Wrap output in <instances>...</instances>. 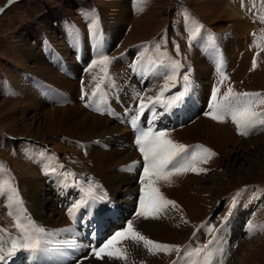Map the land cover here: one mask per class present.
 <instances>
[{
  "label": "rangeland",
  "instance_id": "374dc122",
  "mask_svg": "<svg viewBox=\"0 0 264 264\" xmlns=\"http://www.w3.org/2000/svg\"><path fill=\"white\" fill-rule=\"evenodd\" d=\"M122 1L123 0H11L10 2V0H0V162H4V166L8 170L7 175L0 174V182L8 179L10 176L13 179V182L15 179L21 180L23 191L25 192L26 196L31 191L30 182H27L30 174H27L24 171V169L29 168L30 164L29 162L25 163L26 161H24L21 157V154H23L25 150L31 149L29 146H24L22 144L27 140L36 142V147H39V150H36L38 155L35 156V158L30 157V159L33 160L31 165H34L37 171H39L40 176L44 171L45 160H51L53 163H62L65 166L64 170H70L71 172L75 173V179L88 175L91 176L89 178L102 185L104 189L106 188L109 190V188L100 181L99 176H96V172L93 171V166L89 162V158L85 157V149H89L90 146L89 141H87L88 146L84 148L83 152L81 151V144L84 143L83 140L64 135L58 136L55 133H50L48 135L45 133L34 134L30 131L33 126L32 117L35 112L32 110H27L25 104L28 97L31 96V94H29L30 89L34 86H32V84H26V87L21 88L20 83L22 82V78H24L23 72H31V70L34 69L35 60L38 59V54L44 44L45 35H47L48 38L57 34L59 37L58 40L63 42V39L61 40L60 38L62 36L59 33L60 31L54 33L60 28L57 25L60 18L69 20L70 23L80 27L85 33L86 22L88 19L85 18L84 14L87 12V9H89L93 15H97V9L100 13L103 12L101 13V16L104 19V22H106L107 30L110 35H115L116 38L111 42V47H109L110 45L108 43H105L102 53L113 58L111 64L109 65L108 71L110 74V70L117 72L119 69L121 73H118L119 75L116 76L115 79H119L121 82H125L128 79V76L125 77L124 74L127 73L125 71L130 69L129 64L132 62V60H129L131 59L129 57H131L132 54L142 50L138 49L137 46L147 44L148 42L155 41L156 43H159L161 50H166L172 58L177 54L176 45H179V53L184 60L188 57V54L190 61H194L195 58L198 57L197 52L194 49V41H192L190 44L189 40L187 39L189 33L188 24L185 20L186 12L190 13L191 16L195 18V20H198L196 15H199L203 21L219 30H228V32L229 30H232V35H228V40L233 41L232 47L239 54V59L241 58L239 61L241 62V66L245 68L246 73L248 72L247 74H251L249 70H247L248 66H250L248 64V58L252 52H249L250 46L244 47L242 51L238 50V48L241 45V40L243 38H247L251 27L254 28V23L250 22V28H243L242 26H239V24L243 22L244 18L243 20H237L234 18L229 19L227 14H224L227 12V4L229 0H145L143 11L135 13L132 12L134 1L132 2L133 4L131 6L128 0H124L126 5L122 4V7L120 8L123 12H125V8H127L125 15L126 17L123 16V18L121 17L122 15H120L121 12L118 11L119 14H116L115 12L117 4L119 5V3H122ZM237 1L240 2L241 0ZM260 2L261 0H255L256 4ZM236 6L241 7V5L237 3ZM237 7L236 9L241 13V15L242 13H245V11H243L244 6L241 7V11ZM261 7L262 4L260 3L257 5L256 9H260ZM106 8H108V10H105ZM207 10L211 11L208 13ZM251 13L255 15L253 9H251ZM103 14H106L107 16H104ZM108 16L111 17L109 18ZM244 17H247L246 14ZM249 17H247V20ZM251 30L253 31V29ZM106 36L108 37V35L105 33V37ZM228 40L225 43H227ZM143 41H147V43ZM187 47L189 52L187 51ZM150 51L152 56L155 57V49L150 48ZM117 57H125L121 68H123L122 66H125L127 70H125V68H119L116 66V64L114 65L113 70V64L118 62V60L116 61ZM46 58L49 60L48 57ZM179 58L180 57L178 56L177 59ZM71 59L73 60V58ZM255 71L256 73H259V75L252 79H250V76H248L249 78H242L243 80L246 79L244 83L248 86H246L247 88L254 89L253 87H255L257 90L264 89V63ZM91 74L94 75V71H92ZM37 75L42 76L41 73H37ZM191 76H194L192 71ZM46 77L47 78H45V80L53 82V75H46ZM78 78L80 79L81 75H79ZM10 81L16 84L18 91L11 87ZM82 85L85 92L90 91L87 87V82L85 79L83 84H80V82L79 84L76 83L74 97L73 95H70L74 99L71 102L72 104L75 102L81 104L80 99L78 98L80 97V93H82ZM105 88L108 91L112 90V87L110 88L107 84H105ZM138 91L140 90L138 89ZM201 97V99L198 98L193 100L194 102H200L201 105H197L196 108L194 107L191 112H188V109L185 107L184 111L182 112V118H176V120H173L171 124H173L175 121L184 122L186 121V118H192L193 112L199 113L206 109V104L208 103L207 99L209 97L208 100H210L211 96H208V93H202ZM46 99L52 103L51 105L60 107L65 106L57 105L59 103L56 104V102L50 100V98ZM190 101L191 99H189L188 102L186 100V106L189 108H191L192 105V103L190 104ZM95 115L101 116L98 113H95ZM114 120L121 123L120 119ZM144 124H146V121H144ZM4 132L13 135V140L10 139L5 142ZM262 135H264V130L259 132V134H249L247 137L239 135L238 138L240 140L245 138L243 147L240 149L235 148L234 146L229 147L230 150H236L235 153H232V155L238 159L233 160L232 162L231 158L229 165L232 166L233 163V165L239 170L242 169L240 173L238 170L233 176L230 177L229 174H227V162L225 161L223 163V160H221V152H217L216 157L212 161L210 159L207 165V173L198 174L203 178V187H205V190H208V193L205 194L207 198H204L205 201H203V204L206 205V215L203 214L201 217H191V222H193L195 226H198L200 221H205L207 215L211 213L215 207L216 210L214 213L216 214L220 213L222 210L223 212L226 211V201L229 197L226 199L225 197L234 189L251 183H256L258 186L255 187V192L259 194V198L255 201V204L254 199L252 198L251 206L245 205L235 207L230 221H233V219L237 218L239 222L238 228L237 226L232 228V224L229 225L228 223V225H225L224 227H219L218 230H220V228H223V230L227 229L225 232L226 234L231 228L234 230L238 229L237 235L240 236L239 233H243V231L247 228V219L252 221L253 224H255L257 221L258 225H264V192L260 191L264 190V138L262 140V137L264 136ZM68 142L72 145L68 144ZM191 146H193V144H191ZM207 147L211 149L210 146ZM135 149L137 151L136 146ZM73 154L74 156H77V159L73 156ZM138 154L140 156L139 152ZM258 159L262 165L259 169H257L256 172L251 171V169H249L251 165L250 163L256 162ZM58 167L61 168L60 166H56V168ZM204 168H206V166ZM31 169L32 168H30V170ZM60 170L63 172L62 168ZM245 173L250 174V176L252 175V179H249L250 181H247L245 178ZM87 178L84 177L83 179ZM83 179H79L78 181ZM44 183L47 188V197H52L50 194V189L56 191L57 187L52 184L49 179L44 180ZM82 183L86 182L83 181ZM220 188H226L228 192L225 194V196H223V198L217 200V198L214 196V192ZM74 191L75 189H72L70 192ZM137 193L138 192L136 191L134 195V201ZM70 197L72 198V193L70 194ZM109 197L111 199L110 204H112V206L108 204L104 206L99 205L98 209H107L109 212H115L114 214H119L118 212L122 214L130 212V210L132 211L136 206L134 202H130L128 204H119L113 200L112 196ZM117 197V200L119 201L121 199V194H119ZM61 198L64 197H57L56 202L58 203ZM78 198L79 197L76 199ZM113 205L116 207H113ZM47 206H51L50 203H47ZM186 206L188 209H190L189 205ZM32 209L33 205H30L29 202V207L27 209L28 211H26V213H30L29 215L34 221H38L39 219L37 218V214ZM81 212L82 215H86L87 213L84 209H81L80 213ZM78 214L79 212L77 213V217L79 216ZM105 216L107 215L105 214L98 216L92 212V218H100ZM8 218L10 217L8 216ZM70 221L72 220L70 219ZM37 223L41 224L45 229L50 230V227L47 225L41 222ZM209 223L215 224L217 222H206L207 225H209ZM7 225H9L7 221L3 222L0 219V228H4ZM202 228L206 230L205 226H202L199 228V230H203ZM76 229L79 231L77 227ZM211 237V234L207 235L205 238L206 240L203 242L212 240ZM215 238L216 246L220 239L219 237ZM222 238H224V236ZM179 242L180 241H176L175 243ZM163 255L167 256L166 254ZM224 255L226 258L224 259L223 264H264V228H259V231L254 238L248 239L247 237H243V235H241L238 245L234 246L230 250V253L224 251ZM170 258L171 257L166 259L164 264H168L171 260ZM217 258L219 259V253H217ZM21 259L22 257L18 259V262H22Z\"/></svg>",
  "mask_w": 264,
  "mask_h": 264
},
{
  "label": "snow or ice",
  "instance_id": "6c2138e0",
  "mask_svg": "<svg viewBox=\"0 0 264 264\" xmlns=\"http://www.w3.org/2000/svg\"><path fill=\"white\" fill-rule=\"evenodd\" d=\"M144 3L145 0H134L135 11H143ZM261 4L262 7L256 11L255 15L261 23H264V0H261ZM241 6L243 7V0H241ZM255 8L256 3L253 0V9ZM84 15L90 21L88 27L92 37L99 42L101 40V32L98 18L91 12H85ZM185 20L188 24V40L191 44L193 40L201 35V29L204 26L187 12L185 13ZM253 37L254 46L258 49L256 54L258 56L259 51L264 50V32L259 35L253 33ZM212 40L214 43V38ZM137 47L142 50L139 51L136 61L131 64L133 71L139 73L142 77L151 74L162 76L164 82L154 95H149L147 91L136 92L132 99L138 101V103L134 108L125 110L126 121L133 129L134 144L143 158L142 162H133V166L140 164L142 167V172L139 174V206L135 210V217L159 219L166 214L169 207L179 209L176 201L168 199L160 190V183L163 182L171 186L174 182V177L187 174L188 172L200 174L208 171V169L200 165L208 163L216 153L204 145L189 146L180 143L171 138V134L166 128L157 129L156 121L161 116L172 113L174 109L181 108L190 97L193 89V81L190 76L191 68L189 67L181 73L180 70L184 68V65L179 60L173 59L166 50L162 51L160 44L155 41ZM150 48L155 49V57L148 54ZM179 51V45H176V52L179 53ZM112 59L108 55L101 53L91 61L86 69L91 71V69L99 67V72L91 77L93 81H96L91 95L89 96L84 91L83 85L81 89V99L84 100L87 96L86 106L91 107L95 103L96 111H108V92L105 91L104 86L105 84L110 88L115 86L108 71ZM256 67L257 59L254 57L252 70ZM223 68L224 64L221 57L216 64L219 81L211 91L210 111L205 112L204 115L219 122L230 119L235 125L237 132L243 136L249 135L258 128H264V92H237L229 85L226 91L221 94V86L224 81L229 79ZM177 84H180V88L173 92L172 89L176 88ZM101 104H104L105 107L101 108ZM157 108L163 111L158 112ZM146 113L150 115L145 116ZM109 114L114 113L110 112ZM142 117H144L147 126H144ZM60 167L62 168L63 165H60ZM45 171L55 173L56 168L49 164ZM0 174H8V170L4 167V162H0ZM58 175L62 178L61 183L64 187L78 189L79 198L73 200L66 209L69 219L73 221V225L77 222V213L81 209H84L90 217L93 210H96L99 205L111 203L107 192L97 181L88 178L86 183L78 182L75 180L76 174L70 170L60 172ZM70 180L71 183H69ZM246 191L247 186L228 198L232 202L231 207L228 213L221 218V225L231 216L239 203V197ZM260 191L264 192V190ZM0 195L5 196L9 201V207L15 205L20 208V211L15 214L11 211L8 213L13 217V227L17 230V234L13 235L7 229L0 228V264H7L9 260L20 252L27 253L32 257L38 254L45 255L50 253L49 245L53 243L50 237L60 233H68L70 235L69 239L57 242L64 249L58 250L59 255L68 259H74L75 254L80 249L88 248L90 250L89 256L84 257L85 259L94 257L98 260H104L107 257L109 260H119L123 261L124 264H128L129 249L124 244V241H132L137 246H142L150 255L176 252L177 260L173 261V264H223L226 258L223 248L213 247L216 241L215 236H213V240L208 241V244L198 248L161 243L142 234L137 230L134 221L131 219L127 221L125 227L105 238L98 245H84L77 239L79 233L75 231L74 227L49 231L37 225L30 216L26 215V210L22 207L23 201L20 199L19 191L10 176L0 182ZM79 219L81 224H83L85 217L81 216ZM181 220L184 223H188L182 214ZM204 226H207V224L205 223ZM259 228H264V225H257L253 224L252 221H248L247 234L251 237L256 234ZM207 231L215 233L219 230L214 227H208ZM91 235L95 237V231ZM217 253H219V259L217 258ZM76 264H79V262H76ZM141 264H143V261H141Z\"/></svg>",
  "mask_w": 264,
  "mask_h": 264
},
{
  "label": "bare ground",
  "instance_id": "6f19581e",
  "mask_svg": "<svg viewBox=\"0 0 264 264\" xmlns=\"http://www.w3.org/2000/svg\"><path fill=\"white\" fill-rule=\"evenodd\" d=\"M133 1L134 0H128L131 6L133 4L132 3ZM122 4L126 5L124 0L122 1V3H119V5L117 4V8L115 9V12L116 14H119V12H121L120 15H122L121 17L123 18V16L126 15L127 8H125V12L121 11L120 8L122 7ZM227 5H228L227 12L224 14H227V17L229 19L234 18L237 20L239 19L243 20L244 18L243 22L239 24V26H242L243 28H250V24H251L250 19L247 20V17H244L243 15L244 13H242L243 15L242 16L241 13L236 8H234L229 4V2ZM105 10H108V8H106ZM209 11L211 10H207L208 13ZM103 15L105 16L106 14ZM108 17L110 18L111 16ZM104 26L107 29L106 22L104 23ZM57 31L61 32V29L59 28L54 33H56ZM251 31L252 30L250 29L247 38H243L241 40V45L238 48V50L242 51L244 47L250 46L249 44L252 40V37L250 36ZM111 37L113 39L116 38L115 35H111ZM48 38L51 41H53L59 48L63 49L64 51H67L64 42L58 40L59 37L57 34L52 35L51 37ZM232 45H233L232 40H228V42L225 43V50L229 59L228 68L226 71H224L226 76L228 78L233 76L237 80H241L242 78L245 77L249 78L248 76H250V79L257 77L259 73H256V71L250 72L251 73L250 75L247 74L248 72L246 73L245 68L242 67L241 62H239L241 58L239 59L240 56L236 52V50L232 47ZM60 54L61 52L55 53V57L56 56L59 57ZM65 54L67 55V57H69V63L71 65L70 78L59 74L55 70V68L51 65L52 55L51 56L46 55V57L49 58L48 60L46 57L43 56L41 50L38 54V59L35 60L34 69L31 70V72L34 74L41 73L42 76L40 75L39 76L43 77L44 79L47 78L46 75H50V76L53 75V82L56 85H58L64 93L70 91V95L71 96L73 95L74 97L75 85L76 83L77 84L79 83L77 79L74 80V78L72 77L74 71L73 68L76 71H79L80 68L78 64L75 62V60L71 59L72 57L69 56L68 52H66ZM251 55L252 52L248 58L249 65L251 63ZM122 63L123 62L118 59L116 66L121 68ZM117 73H121L119 69L117 70ZM192 74L194 75L193 89L190 94V97L187 99V102L189 101V99H191L190 101V104L192 103L191 108L187 107L185 102L184 103L185 106L183 105L181 108L173 110L174 112L178 111L182 113L185 107L186 109H188V112L189 111L191 112V110H193L194 107L196 108L197 105H201L200 102H194L193 100L198 98L201 99L202 93L205 94L208 93V96H211L212 85L209 86V84L211 83V78H212V67L205 60V58L201 56L195 58ZM124 75L125 77L127 76L129 77L128 72L125 73ZM135 75L141 76L137 72ZM145 78L148 84H150L151 86H156L159 76L155 74H151L146 76ZM35 80H37V76H35ZM26 84L27 83L22 80V82L20 83V87L21 88L26 87L25 86ZM36 87L39 89V91L35 87H32L29 92L31 96L28 97L25 104L27 110H32L35 112V114L32 117L33 126L30 129V131L34 134L45 133L48 135L50 133L53 134L55 133L58 136L64 135V136L77 138L86 142L89 141L90 146L89 149L88 148L85 149L86 150L85 157L89 158V162L92 164L93 171L96 172V176H99L100 181L109 188L108 191L111 194L110 196H112L113 200H115L119 204L121 203L128 204L130 202H134L136 205L132 211L130 210V212L122 213V214H120V212H118L119 214H114L115 212H109L107 211V209L97 208L96 210H93V212L96 215L101 216L105 214L107 215L108 213L110 217H113L114 220L118 222V224L114 223L115 226L114 230L116 231H119L123 227H125L127 221L131 219L134 221L137 230H139L142 234L146 235L150 239H161L165 241L183 242L187 240L188 237L189 238L192 237L194 238L193 241H196L199 245L206 240L205 238L207 237V234L204 228H202L203 230L200 229L198 233L195 235L196 239L195 236H192L191 234L192 231L195 228H197V226H195L193 222H191V217L192 216L201 217L203 216V214L206 213V205L203 204V201H205L204 198H207L205 194L208 193V190L204 189L205 187H203V178L200 175L193 172H188L187 174L174 177L173 178L174 182L171 184V186L163 182L160 183L159 185L160 190L164 193V195L168 199L176 201L177 205H179V209H173L169 207V209L166 211V214L162 215L161 218L159 219L136 218L135 210L139 206V201H138V193H139L138 190L140 188L139 174L141 173L142 167L140 164H136L135 166H133V162H137V161L142 162V160L138 154L139 152L138 148H137L138 152L135 149L133 129L130 127V125L126 122L125 119L121 120V123H119L116 120H111L107 117H101L99 115H95V113L93 114L91 113V111H89L88 107L78 102L63 107L51 105L52 103L49 104L45 99H43V97H49L50 87H48L45 84H37ZM253 88L256 89L255 87ZM138 89H139L138 85L137 84L135 85V80H134V85L129 90L130 93L128 97V102L130 104L134 103L132 97L136 92H138ZM148 94L153 95L152 92H149ZM59 97L60 95L58 94H52V97L50 98H59ZM208 99H207L208 103L206 104V106H209L211 102V98L210 100ZM101 106L102 108L105 107V105H101ZM205 110L206 109H204L203 111ZM203 111L201 114L197 116L193 117L192 115L193 117L192 119L186 118V121L184 122H178V121L173 122V124H171L169 129L167 130L170 132L171 138L180 143H183L185 145L193 144V146L195 145H204L206 147L210 146L211 149L216 153V155L217 152H221L222 154L221 160H223V163L225 161L227 162L228 165L227 174H229V176L231 177L239 169L235 167L233 163L232 166L229 165L231 158H232V162L233 160H238L236 159V157H234V155H232V153H235L236 150L233 149L230 150L229 147L234 146L235 148H239V149L242 148L245 142V138H242V140L238 138L240 134L239 133H238L239 135L237 134L235 125L231 122L230 119H226L224 122H219L217 120H213L209 116L204 115ZM171 114L174 115L173 112ZM173 120H176V118H174ZM144 126L147 125L144 124ZM159 127L165 128L163 126H159ZM263 138L264 137H262V140ZM208 163L202 164L200 166L203 168L206 166V169H208L207 168ZM49 164L53 166L49 160H45L44 171L43 172L41 171L42 172L41 176L39 175V171H37L34 165L32 166L30 164L28 169H24V168L23 169L27 174L28 173L30 174V177L27 180V182H30L31 191L26 197L30 202V205H33L32 210L35 211V213L37 214V218L39 220L36 221L41 222L47 225L48 227H50L49 231H54L57 229H63L62 226L60 225H63L67 222L63 212L59 209L60 207L59 203L56 202L57 197L58 198L64 197L61 198V201L66 202L68 201V199L75 200L77 197H79V195H78V190L76 188L63 186V184L61 183L62 178L58 175L60 172H62L60 170L61 168L59 167L56 168V166H53L56 168L55 173L45 171V169L47 168L46 166H49ZM250 164L251 165L249 169L255 172L262 165L259 159L256 162H252ZM30 168L32 169L30 170ZM139 169H140V173H139ZM241 170L242 169L239 170V173ZM244 176L247 179V181H250L249 179H252V175L250 176V174L245 173ZM48 179L52 182V184H54L57 187L56 189L57 192L55 190L50 189L51 190L50 194L52 195V197L49 198L47 197L46 194L47 188L44 183V180H48ZM72 189H75V191L70 192ZM136 191L138 193L136 194L134 201V195ZM227 192L228 191L226 190V188H220L218 190H215L214 196L217 198V200H220L221 198H223V196H225ZM71 193H72V198L70 197ZM119 194H121V199L118 201L117 196ZM47 203H50L51 206L48 207ZM24 204L25 203H23V205ZM7 205L9 206L8 200H7ZM108 205L112 206V204H108ZM186 205H189L190 209H188ZM113 207L116 206L113 205ZM10 208L13 209V211L16 210L14 211L15 213L20 211V208L15 205ZM23 209L28 211L27 208L25 207H23ZM104 210H106V212H104ZM181 214L188 221V223L182 222ZM78 215L79 216L77 222L73 225V221H70L69 219L68 224L65 226V228L74 227L76 232L78 233L80 232L77 239L81 240L83 242L82 244L84 245L88 244V241L85 239V236L87 235L88 231L91 233L95 231L96 236L93 237L91 235V239L92 242L96 244L99 241L102 242L105 238L110 236L107 230L110 229L111 226H107L109 221L107 219V216L100 218H92V214L89 217L88 215L86 216L84 214L82 215V212L81 213L79 212ZM120 215L122 216V218ZM81 216L85 217V221L83 222V224H81L79 219ZM87 224L90 225V228L81 227V226H86ZM231 224H232V228L235 226H237L238 228L239 222L237 218L233 219V221H230L229 225ZM101 226L105 228L102 234H100L99 231V228ZM76 227L79 229V231L76 229ZM226 230L227 229L223 230V228H220L219 231L222 234L220 235L221 239L223 235H225ZM60 235H64V233H60ZM100 235L102 236L100 237ZM211 238L213 240V236ZM60 240H64V239H58L57 241ZM124 244L129 249L128 264H134V260L133 258H131L132 256L142 255L140 257L139 264H141V261H143V264H150V263L164 264L165 260L169 258V256H164L163 254L160 255L159 253L156 255H150L145 248H143L142 246H137L132 241H124ZM214 246L215 243L213 247ZM52 247H53L52 252L45 255L38 254L35 257L31 256L32 259L33 260L44 259L47 264H69L68 258L59 255L58 250H64L63 247H60L57 242H54L52 244ZM17 264H22V262H18ZM80 264H124V262L119 260H109L107 257L104 260H98L94 257H89Z\"/></svg>",
  "mask_w": 264,
  "mask_h": 264
},
{
  "label": "crops",
  "instance_id": "0c3cea01",
  "mask_svg": "<svg viewBox=\"0 0 264 264\" xmlns=\"http://www.w3.org/2000/svg\"><path fill=\"white\" fill-rule=\"evenodd\" d=\"M236 3L237 4H239V5H241V1L240 2H238L237 0H234V1H232V0H229V4L232 6H234V8H236L237 6H236ZM261 3V2H260ZM260 3H258V4H256V8H257V5H259ZM252 5V6H251ZM243 6H244V9H243V11H245L246 12V14L249 12V10L250 9H253V2H252V0H243ZM242 7V6H241ZM241 7H237V8H239V10L241 9ZM252 7V8H251ZM253 9V12L254 13H256V11L258 10V9ZM241 11V10H240ZM244 16H245V13L243 14ZM251 17L252 18H254V15H253V13L251 14ZM227 20V19H226ZM250 27H251V24H250ZM251 29H252V27H251ZM254 33H259V31H254Z\"/></svg>",
  "mask_w": 264,
  "mask_h": 264
}]
</instances>
